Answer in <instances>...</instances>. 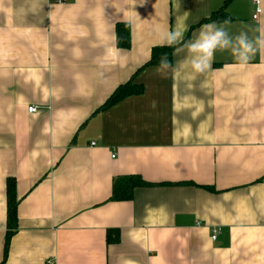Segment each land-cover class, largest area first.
<instances>
[{
    "label": "crops",
    "instance_id": "1",
    "mask_svg": "<svg viewBox=\"0 0 264 264\" xmlns=\"http://www.w3.org/2000/svg\"><path fill=\"white\" fill-rule=\"evenodd\" d=\"M260 5L254 19V0H0V264H264V49L199 75L186 53L168 78L147 65L160 32L191 39L214 14L260 36ZM128 83L143 92L102 110ZM130 175L151 185L110 200Z\"/></svg>",
    "mask_w": 264,
    "mask_h": 264
},
{
    "label": "clouds",
    "instance_id": "2",
    "mask_svg": "<svg viewBox=\"0 0 264 264\" xmlns=\"http://www.w3.org/2000/svg\"><path fill=\"white\" fill-rule=\"evenodd\" d=\"M230 23L229 20H225L222 24L215 21L204 24L191 39H185L184 33L180 30L162 31L159 33V46L173 48V55L186 53L192 72L198 75L212 69L217 53L226 52L238 66L245 67L258 50L264 49V30L255 38L247 31L233 35L226 27ZM174 71L167 54L160 57L158 67L154 69L161 78H168Z\"/></svg>",
    "mask_w": 264,
    "mask_h": 264
},
{
    "label": "trees",
    "instance_id": "3",
    "mask_svg": "<svg viewBox=\"0 0 264 264\" xmlns=\"http://www.w3.org/2000/svg\"><path fill=\"white\" fill-rule=\"evenodd\" d=\"M222 19H227V16H218L213 15L210 19L206 21H218ZM117 31V44L121 48H129L131 45L130 38V28L126 23H117L116 26ZM173 48L170 47H161L156 46L152 50V55L147 65L158 66L160 57L162 55L167 54L168 59L173 62ZM143 92V88L140 86H132L131 83L125 84L117 88L114 93L107 99V101L102 105L101 109H106L113 105L114 103L120 101L121 99L133 95V94H141ZM151 185L149 182L142 179V177L138 175H130L126 177H118L113 181V191L110 197V200H129L132 199L134 195V191L138 187H144ZM7 195H8V209H7V227L8 229H14L17 225L18 215H17V207H18V198L16 194V183L14 178H9L7 181ZM116 233V239L118 237V230H108V241L112 239V234ZM12 235V231L8 232L6 239L5 251L7 253V248L10 241V236Z\"/></svg>",
    "mask_w": 264,
    "mask_h": 264
},
{
    "label": "built area",
    "instance_id": "4",
    "mask_svg": "<svg viewBox=\"0 0 264 264\" xmlns=\"http://www.w3.org/2000/svg\"><path fill=\"white\" fill-rule=\"evenodd\" d=\"M254 4H255V12L253 14V18L254 19H258L261 11H262V8H261V5H260V0H254ZM38 110L37 106H31L29 107V111L30 112H36ZM95 144V142L93 143V145ZM221 231V228L220 227H214L212 229V234H211V238L212 240H216L217 239V236L218 234L220 233Z\"/></svg>",
    "mask_w": 264,
    "mask_h": 264
}]
</instances>
